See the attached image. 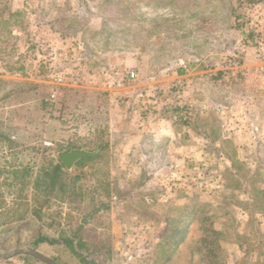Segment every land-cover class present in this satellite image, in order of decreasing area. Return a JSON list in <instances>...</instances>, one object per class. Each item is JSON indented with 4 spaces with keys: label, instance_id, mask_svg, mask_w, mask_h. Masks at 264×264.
I'll list each match as a JSON object with an SVG mask.
<instances>
[{
    "label": "rangeland",
    "instance_id": "1",
    "mask_svg": "<svg viewBox=\"0 0 264 264\" xmlns=\"http://www.w3.org/2000/svg\"><path fill=\"white\" fill-rule=\"evenodd\" d=\"M0 181V264H264V0H0Z\"/></svg>",
    "mask_w": 264,
    "mask_h": 264
},
{
    "label": "trees",
    "instance_id": "2",
    "mask_svg": "<svg viewBox=\"0 0 264 264\" xmlns=\"http://www.w3.org/2000/svg\"><path fill=\"white\" fill-rule=\"evenodd\" d=\"M106 146H107L106 143H103L97 148L98 151L97 154L89 158L80 159L77 162V165H84L87 161H91L96 158L102 157L106 153ZM16 172L17 171H15V173ZM64 173H67L66 167L61 163L59 159L54 163H49V167L47 169L46 166L40 168L39 173L35 177L33 188H35L36 190H40L41 188L42 191L44 192V195L53 192L52 190L56 188L61 190L63 189L62 188L63 186L59 178L60 177L62 178L61 175H63ZM76 194L80 196L79 192H77ZM44 199L47 198L44 196ZM48 201L49 200H45L44 203H42L39 206L36 213L35 212L33 213L34 216H40L39 210L41 209L42 206L44 207L48 203ZM4 202H5L4 193L3 190L1 189V181H0V209L4 206ZM98 206H102L107 209L108 204L103 201H100L98 202ZM83 227L84 225L78 224L76 227H74V230L71 234H68L67 236L59 235V237L57 238H48L46 235L40 234L34 240V243L40 244L41 242H48L51 244L58 242L60 244H64L65 247H67L72 254L77 256L82 263L90 262L87 260L86 255H84L83 252L84 250L86 251L88 250V248L85 246V241H83V238L81 236ZM209 241L211 243H214L213 239H209ZM215 253H216L215 249L211 248L207 251L206 256L210 263L219 264L218 263L219 261L217 260V255Z\"/></svg>",
    "mask_w": 264,
    "mask_h": 264
},
{
    "label": "water",
    "instance_id": "3",
    "mask_svg": "<svg viewBox=\"0 0 264 264\" xmlns=\"http://www.w3.org/2000/svg\"><path fill=\"white\" fill-rule=\"evenodd\" d=\"M59 160L61 163L69 170L72 168L73 164L82 158H86L93 155V152L82 149V148H71L69 150H61L57 153ZM17 253H26L29 254L37 259H40L41 261H44L47 264H57L53 260L49 259L48 257H45L41 253L33 250V249H22L17 248L12 251L11 254H17ZM9 254H0V258L6 257Z\"/></svg>",
    "mask_w": 264,
    "mask_h": 264
},
{
    "label": "built area",
    "instance_id": "4",
    "mask_svg": "<svg viewBox=\"0 0 264 264\" xmlns=\"http://www.w3.org/2000/svg\"><path fill=\"white\" fill-rule=\"evenodd\" d=\"M128 75H129L130 78H134V77H135V72H134V71H130V72L127 73V76H128ZM54 79H55V81H56L57 83H59V82L62 81V79H63V75L58 74V75H56V76L54 77Z\"/></svg>",
    "mask_w": 264,
    "mask_h": 264
},
{
    "label": "crops",
    "instance_id": "5",
    "mask_svg": "<svg viewBox=\"0 0 264 264\" xmlns=\"http://www.w3.org/2000/svg\"><path fill=\"white\" fill-rule=\"evenodd\" d=\"M97 142V141H96Z\"/></svg>",
    "mask_w": 264,
    "mask_h": 264
}]
</instances>
